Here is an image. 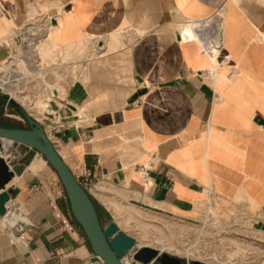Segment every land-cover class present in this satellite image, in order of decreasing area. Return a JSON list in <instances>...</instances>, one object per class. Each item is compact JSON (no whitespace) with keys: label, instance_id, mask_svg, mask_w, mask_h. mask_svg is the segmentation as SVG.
<instances>
[{"label":"crops","instance_id":"crops-1","mask_svg":"<svg viewBox=\"0 0 264 264\" xmlns=\"http://www.w3.org/2000/svg\"><path fill=\"white\" fill-rule=\"evenodd\" d=\"M31 27L73 66L49 96L10 95L90 175L102 225H215L264 264V0H0V64ZM0 111L18 114L1 94ZM13 144L0 264H98L56 172Z\"/></svg>","mask_w":264,"mask_h":264},{"label":"rangeland","instance_id":"rangeland-1","mask_svg":"<svg viewBox=\"0 0 264 264\" xmlns=\"http://www.w3.org/2000/svg\"><path fill=\"white\" fill-rule=\"evenodd\" d=\"M24 30L25 28L21 31ZM17 36L18 40L16 42L12 41L8 57L3 60L4 63L0 64V94H7L10 97V94H12L21 100H25V97L30 96L51 95L54 89H58L60 72L63 68L67 69L70 67L72 69L73 60L67 56L63 57L62 53L52 56L57 59V63L55 62L54 64L50 62L49 58L41 59V55L39 56L41 48L40 40H43L45 33L39 32V42L34 48L31 45L26 47V42H24L21 32H17ZM43 43L45 44V42ZM17 53L21 55V58L23 57V60L27 63L29 62L30 66L28 68L26 66L24 69L17 65L7 66V61L11 57L14 58V55ZM94 53L95 51L85 49L82 50L80 55L84 60H88L89 56H92ZM20 72L26 73L27 76L25 75L16 81H12L11 85L9 83L1 84V80L10 81L17 74L21 76ZM48 84H51L52 88H49ZM15 101L20 105L22 104L21 101ZM22 107L25 109L24 106ZM4 108L10 107L7 104ZM4 114V111H0V123H7L10 127L28 128L27 123L21 115L14 112L12 114L15 117ZM0 142L3 144V140ZM13 146L14 144L11 142L10 156ZM214 228L215 225L185 224L171 216L164 215H137L129 221L128 225L129 233L135 237L137 245L152 247L159 251L163 249V253L187 262L198 261L207 264L249 263L250 258L247 257L249 256V248L246 247L245 242L240 240L239 237L231 239V237L235 236L214 231Z\"/></svg>","mask_w":264,"mask_h":264},{"label":"water","instance_id":"water-1","mask_svg":"<svg viewBox=\"0 0 264 264\" xmlns=\"http://www.w3.org/2000/svg\"><path fill=\"white\" fill-rule=\"evenodd\" d=\"M3 98L22 116L28 128L0 126V141L9 140L36 151L56 172L66 193L71 214L90 244L94 255L92 262L95 261L98 264H207L198 261L187 262L152 247H136V240L120 232L113 221L103 226L90 196L58 154L42 124L30 116L9 95H3ZM1 145L2 142H0V148ZM11 176L12 172L9 171L6 161L0 158V217L5 215L6 203L10 199L4 188ZM126 257L129 258V263L124 262Z\"/></svg>","mask_w":264,"mask_h":264},{"label":"bare ground","instance_id":"bare-ground-1","mask_svg":"<svg viewBox=\"0 0 264 264\" xmlns=\"http://www.w3.org/2000/svg\"><path fill=\"white\" fill-rule=\"evenodd\" d=\"M35 28L31 27L30 29H28V31L24 34V40L26 42H28V45H31L33 48L34 46H36V44L39 42V32L37 33V31L34 30ZM46 35V34H45ZM38 49V48H37ZM21 54V53H20ZM23 58V57H22ZM21 58V55H19V53L15 54L14 55V58H10L9 61H7V66L10 67V66H13V65H17L21 68H24L27 66H30L29 65V62L27 63L25 60H23ZM26 68V69H27ZM25 69V68H24ZM21 73V72H20ZM22 74V75H21ZM20 75L21 76H17L13 78V80H10V81H6V80H1V84H10L11 85V82L12 81H16L17 79L21 78V77H24L26 75V73H21ZM27 76V75H26ZM23 80V79H22ZM12 98V97H11ZM39 104V103H38ZM3 140V144L1 145V148H0V158H3V159H8L9 156H10V151H11V141L9 140H5V139H2ZM147 245V244H146ZM142 246V245H140ZM140 246H136V247H140ZM165 249V247H163ZM163 250V249H162ZM162 250H160L162 252ZM129 258L126 257L124 258V262L126 263H129ZM218 261V260H217Z\"/></svg>","mask_w":264,"mask_h":264},{"label":"built area","instance_id":"built-area-1","mask_svg":"<svg viewBox=\"0 0 264 264\" xmlns=\"http://www.w3.org/2000/svg\"><path fill=\"white\" fill-rule=\"evenodd\" d=\"M83 187L87 186L88 184H90L91 179H90V175L89 174H84V180H82V182L78 181ZM7 209H6V213L4 216L1 217H5L7 215Z\"/></svg>","mask_w":264,"mask_h":264},{"label":"trees","instance_id":"trees-1","mask_svg":"<svg viewBox=\"0 0 264 264\" xmlns=\"http://www.w3.org/2000/svg\"><path fill=\"white\" fill-rule=\"evenodd\" d=\"M94 204V206L96 207V209H97V206L95 205V203H93ZM97 213H98V215H99V210L97 209ZM100 216V215H99Z\"/></svg>","mask_w":264,"mask_h":264}]
</instances>
